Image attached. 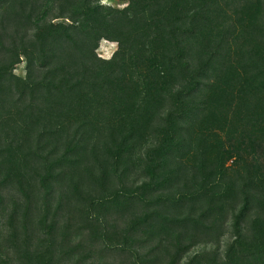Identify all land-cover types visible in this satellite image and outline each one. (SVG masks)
Wrapping results in <instances>:
<instances>
[{
    "label": "trees",
    "instance_id": "obj_1",
    "mask_svg": "<svg viewBox=\"0 0 264 264\" xmlns=\"http://www.w3.org/2000/svg\"><path fill=\"white\" fill-rule=\"evenodd\" d=\"M128 1L63 7L67 23L42 20L46 0H0V225L14 264L99 251L181 264L231 216L226 253L187 264H264V172L231 176L221 143L238 122L264 130V0ZM102 38L118 42L111 59Z\"/></svg>",
    "mask_w": 264,
    "mask_h": 264
},
{
    "label": "rangeland",
    "instance_id": "obj_2",
    "mask_svg": "<svg viewBox=\"0 0 264 264\" xmlns=\"http://www.w3.org/2000/svg\"><path fill=\"white\" fill-rule=\"evenodd\" d=\"M75 2L73 6L68 5L66 0H46L45 12L42 16L44 21L67 22L71 20L68 17H61L62 8H69L68 16L73 12H79L83 9L85 0H72ZM101 4L112 6L118 9H124L129 5L128 0H99ZM118 49V42L108 38H102L96 53L101 59H111ZM15 73L19 76L26 77L27 62L24 61L15 67ZM261 118V117H260ZM262 119H250L243 122H238L222 132V147L227 155V168L231 176L242 174L252 170L253 172H264V130ZM0 221L4 222L5 218L0 213ZM232 221L227 223L225 235L219 242H201L195 245L184 257L181 264H187L188 260L196 254L218 252L224 255L234 239L232 234ZM1 231H4L1 232ZM6 229L0 225V264H14L13 251L9 250L7 241L4 236ZM78 238V236H75ZM76 240V239H75ZM111 256L100 255V251L96 252L94 258H91L89 264H106L105 261H112ZM30 264H33L30 262Z\"/></svg>",
    "mask_w": 264,
    "mask_h": 264
}]
</instances>
